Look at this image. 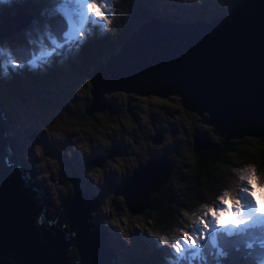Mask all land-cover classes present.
<instances>
[{
  "label": "water",
  "instance_id": "obj_1",
  "mask_svg": "<svg viewBox=\"0 0 264 264\" xmlns=\"http://www.w3.org/2000/svg\"><path fill=\"white\" fill-rule=\"evenodd\" d=\"M90 81L87 115L105 108L114 112L102 96L113 90L176 93L183 107L225 135L222 143L241 134H264V0H235L227 11L206 19L147 17L129 31L118 51L94 67ZM191 135L196 150L212 144L198 126ZM164 157L122 177L121 186L129 188L121 194L124 204L130 207L131 195L138 198L137 211L127 208L131 213L141 211L166 179L172 163ZM34 185L14 158L0 113V264H110L106 235L94 232L89 220L95 196H71L48 214L44 195Z\"/></svg>",
  "mask_w": 264,
  "mask_h": 264
},
{
  "label": "trees",
  "instance_id": "obj_2",
  "mask_svg": "<svg viewBox=\"0 0 264 264\" xmlns=\"http://www.w3.org/2000/svg\"><path fill=\"white\" fill-rule=\"evenodd\" d=\"M32 1L33 0H9L7 4H0V20L5 16L8 21V16H11L16 10L21 8L30 9V11L32 10L35 12L36 7ZM91 1V3L96 5L95 8H91V15L95 16V12L100 11L103 12L106 17V20L101 21V23L107 27L106 32L105 34H98L94 29H87L88 31H86L85 34L83 50L80 51V56L77 57V60L73 61L71 53H67L58 61V66L60 68L69 65V67L71 66L73 68V71L68 72L69 69H66L64 74L61 75V80L64 84L63 87L57 80V87H51V85H48L47 88L50 90L49 93L53 95V97L58 94H65L67 97H70V99L67 100V98L63 96V100L68 101L67 106L64 107L62 111L59 110L53 112V116L50 118V121H48L47 130L62 133V130H67V127H71L74 132L72 131L68 133L69 137H75L80 136V132L83 130L88 132L97 129H88L85 127V120L88 118H94L99 124L100 122H103L101 123L102 125L100 124L102 127H109V121L113 127H117L115 129L116 132L119 134L124 132L121 136L125 143L120 144L119 148L122 152L121 157H124L123 159L127 158V160L125 161L122 159L121 165L130 168L132 166L128 164L129 159L126 155L132 158L134 165L137 164L138 160L143 161L150 157L148 149L144 146L147 145V142L143 139L139 142V145L143 147L142 150L139 145H131L133 142L131 137L135 138L138 133L137 126L139 123L137 124L138 117L136 115L141 111H144V106L147 104L148 107H151V105L156 106L157 103L163 102L164 105L168 103L175 109L176 115L180 117L182 122L186 123L191 132L194 127L200 126V130L205 131L212 142L209 147L196 150L193 148L192 135L190 132L191 144L189 142L186 149L187 157H189L188 153H191L190 159L183 163H178V166L171 168L168 171L166 181L163 184L159 183L158 187L150 193L148 202L141 211L131 213L126 209L123 196L118 194L119 198L117 199L116 194H114L115 199H117L120 205H122V209H124L123 212H127L125 214L128 217H137L141 224L145 223V225L150 226L153 233L156 232L161 238H167L169 240L178 233L185 231L189 224V219L196 216L202 209L210 207L216 197H220L227 192L230 197L236 198L237 188L235 189L236 186L233 181L239 176L249 174L253 177L257 186H264V134H241L240 136L229 137L224 143H222L225 135L216 134L211 130V125L200 121L202 115L183 107L179 100V96L176 93H170L166 96H158L154 94L139 95L121 89L113 90L108 93H103L102 96L105 100L110 101L114 105V112H107V109L105 108V110L102 111H92L89 116L87 115L84 106L90 102L92 97V94L89 91L91 88V81L87 77L92 72L94 65L104 59V57L112 51L119 48V42L125 38L126 34L134 29L138 25V22L145 19L148 15L159 16L160 18L167 20H175L177 16L176 14L173 16V12H169L167 7L158 10L159 8L153 5L156 4V0H142L144 2L141 0H135V11L132 10L134 0H104L108 2L107 7L101 6L102 0ZM217 1L215 9L218 5L219 13L224 11L223 7L225 6L223 5L221 7L219 3L231 5L234 2V0ZM166 6L169 5L166 4ZM195 7H197L196 4L192 8H185L186 10L178 8V10L187 17L185 19H188L191 18L193 14L197 13ZM111 9H114L116 14L115 12L113 13ZM95 18L99 19V17L96 16ZM51 19L52 18H49L47 21L38 22L36 24V29L41 32L43 26L48 24ZM34 23L35 22L27 21L22 24L15 23V27L20 28L22 26H32ZM56 25L57 21L52 20V26L56 27ZM21 37L33 39L31 41L36 40L37 44H40L39 46H35L37 49H40L44 42V38L41 39L40 36L36 37L28 34L24 36L22 35ZM5 39L8 41V39L14 40L15 38L13 37V34H8L3 38H0V45H3L2 41ZM102 53L104 55H101ZM75 62H77V65L73 64ZM21 70L23 71V69ZM69 73L75 75L73 81L74 84L78 86L77 88L80 93L75 101L71 99V95L73 96L76 90L71 88L73 83L69 85L67 82L69 79ZM33 85L34 91L40 87L38 83H33ZM31 90L32 88L28 87L25 82L22 84L13 83L8 86L1 85L0 98L3 97V99L5 98V101H7L10 97H22L23 95H27L26 93ZM40 95L41 94L38 93L36 96ZM41 100L32 106L34 112L32 115L35 116L34 118H37L40 114L38 106L45 107V109H40L42 111L43 109L49 110L51 108L46 106L48 101L46 97H43ZM58 102L60 101H55V103ZM129 105L135 107V109L129 111ZM35 107L36 109H34ZM55 107L58 106L55 105ZM137 107L138 110L136 109ZM46 114L49 115V111H47ZM204 114H206V112H204ZM42 115H45L44 111ZM45 120H48V118ZM104 122L107 123L106 126L104 125ZM146 122H148V118H145L141 123ZM180 127L182 129L184 128L183 125H180ZM67 131L69 132V130ZM127 133H129V137L126 135ZM62 143L67 144V141ZM112 145L113 144H110L111 147ZM134 152L137 155H135ZM155 157H160V154ZM64 161L65 163H68L67 159H64ZM71 171L74 172V174H77L76 170L73 168H70L67 171V174H70ZM118 171L119 173H122L125 171V168H119ZM110 185H113L112 182H109V186ZM109 194L111 195L113 193L110 191L107 195ZM100 198L101 197L98 198L95 205V209L98 213L101 204ZM110 209H112V207ZM91 213L90 216L92 218ZM119 213L122 214V211ZM91 222L93 223L94 219L93 221L91 219ZM128 255L129 254H127L122 261H124ZM233 255L236 257V264H251L252 260L256 257H264V245H257V247L252 250L251 254L245 256L243 260L240 259V254L234 253ZM122 261H120L121 264H123ZM158 261L159 263H162L161 257H159ZM196 264H200V262Z\"/></svg>",
  "mask_w": 264,
  "mask_h": 264
},
{
  "label": "rangeland",
  "instance_id": "obj_3",
  "mask_svg": "<svg viewBox=\"0 0 264 264\" xmlns=\"http://www.w3.org/2000/svg\"><path fill=\"white\" fill-rule=\"evenodd\" d=\"M156 1V4L153 5L157 6L159 8L158 10L167 7L168 10L171 9L173 11V16H175V14L177 15L176 19L173 21H183L185 20V18H187L180 10H178V8L189 9L190 7H194L195 4L197 5V7H195L197 13L193 14L192 18L206 19V17H209V15L212 14L213 10L215 9H213L212 7L213 3L218 2L217 0ZM104 2L108 4L107 1ZM166 4H168L169 6H166ZM219 5L221 7L225 5L223 7L224 11H227L230 6L226 3H219ZM135 6L136 2L134 0V4L132 5L133 11L136 10ZM175 9H177L179 12ZM111 10L116 14V11L114 9ZM13 17L20 21L34 22L33 20L37 17V15L32 10L30 11V9H20V11L16 10V12L13 13ZM36 28L37 27L34 26H22L14 32L15 35H19L16 36L14 42H11L9 39L8 41H6L5 39L4 41H2V43L7 48L11 49L14 53L23 55L26 48L31 51L33 46H39L40 44L38 45L36 40L31 41L33 40L31 38L23 39L21 35L24 36L30 34L31 36L36 37L42 36V38H44L45 40L46 36L41 34V32ZM8 34H10V32L6 30L4 26H1L0 38H3ZM72 49H69L68 46L65 45L63 48L59 49L56 54L53 55L50 63L37 68L23 67L21 68L23 69V71L21 69L17 71H10L7 76H3V80L0 83V86H8L13 83L22 84L23 82H25L28 87L32 88L31 91L26 93L27 95H23L22 97H10L7 101H4L6 99H3L1 95L2 98L0 101H2L3 105L5 106L6 116L9 118V128L6 129L8 136H10V144L14 147L16 154H18L24 160L22 162V167L28 181L32 183V178L36 176V180H40V185L42 187H47V189H44L43 194L48 205L45 209L46 213L52 214L53 211L51 210L55 206H59L61 201L58 196L61 194L67 196L68 194H73L74 192V195L86 193L91 195L92 197L94 195L96 199L101 197V204L98 209L99 213L94 208L95 205L91 209L92 221L94 219V222L91 224V229H93L94 232L102 230L105 233L108 253L110 255V251L111 253L115 252L116 264H121L120 261H122L127 254L129 255L124 261H122L123 264H169L172 259V256L170 255L171 249L168 245L162 243L160 235H158V233L156 232L153 233L150 226L145 225V223L141 224L138 221L137 217H128L125 214L127 212H123L124 209H122V205H120L119 201L114 197V194H124V191L129 192L128 186L125 185L124 188V185L121 186L123 178L125 176H128L127 174H132L134 168L147 162L138 160L137 164L134 165L132 158L126 155V157H128L129 159L128 164L132 167L128 168V166L121 165V160L124 157H121L118 152L120 151V144L125 143L121 136V134H123L124 132H122L121 134L116 132L115 129L117 127H113V125H111V122L109 121V127L106 126L107 123L105 122L104 125L106 127H102L101 123L103 122H100V125L95 121L94 118L86 119L84 125L88 129H97L95 131L88 132L83 130L80 132V136L69 137L68 133L73 131L71 127H67V130H69V132L67 130H62V133L47 130V124L48 121H50V118L53 116V112H57L59 110L62 111L63 108L67 106L68 101L63 100V96H65L67 100L70 99V97H67L65 94H58L57 96L53 97V95L49 93L50 90L47 88V86L53 85L57 87V80L62 87L64 86L61 80V75L64 74L66 69H69L68 72H72L73 68L71 66L69 67V65H65V67L60 68L58 66V61L67 53H71ZM48 51H51V49L49 48ZM81 74L83 75L82 72ZM74 76V74L69 73V79L67 82L69 85L73 83L71 88L76 90L73 96L70 94L71 99L75 101L79 97L80 93L77 88L78 86L74 84ZM32 81L33 83H38L40 85L39 89L34 91V85ZM36 93H40L41 95L36 96ZM43 97H46L48 99L46 106L51 108L49 110H44L45 107L38 106L40 112L38 116L40 117L36 120V118H34L35 116L32 115L34 114L32 106L35 105ZM55 101L60 102L55 103ZM55 105L58 107H55ZM147 105L144 106V111H141L140 113L138 112L139 114L137 113L138 115H136L138 117L137 124L139 123V125L137 126L138 133L136 134L135 138L131 137L133 140L131 145H135V140H139L140 142L143 139L145 141L144 138L147 134L146 139L150 140L151 143H154V148H150L149 150L152 151L157 148V150H160L159 153L164 150L165 157L163 159L166 160V148L172 150V156L175 155L174 146H172L173 139L170 134L169 125H175L176 123L182 125V122L179 119L178 115L176 116V113L174 115L166 114V108H169L170 106L161 108L160 115L158 113H155L156 111L154 109H151ZM129 106V111L135 109V107L131 105ZM19 107H22L21 112L19 113L17 111V114L15 116L14 111L18 110ZM41 108H44V116L42 115L43 111L40 110ZM34 109H36V107ZM136 109L138 110V107ZM47 111H49V115L46 114ZM157 114L160 116H157ZM89 115L90 113L88 114V116ZM47 118L48 120H45ZM145 118H148V122L141 123ZM160 118L161 122L158 121ZM153 123H155L156 127H154ZM166 127L169 131L164 133ZM126 135L128 137L130 136L129 133H127ZM65 141H67V144L62 143ZM110 144H113L112 147L110 146ZM176 145L179 147L180 152L179 158L176 160V163H183L184 161L189 160V157L184 156V149L180 142L177 140ZM64 159H67L68 163H65ZM92 159L99 165V167L88 164L89 160ZM155 159L156 158H153L151 160ZM123 160L126 161L127 158ZM28 163L30 164V166H28ZM167 163L170 162L166 160V164ZM70 168L76 170L77 176L71 174L74 173L72 171L70 172V174H67V171ZM119 168H125V171L119 173ZM241 176L234 179L233 181L234 185L236 186L235 189H238L241 186ZM165 181L166 179L161 181L160 184H163ZM70 182L73 186L70 184ZM109 182H112L113 185L109 186ZM244 182L246 183L247 180H245ZM69 185L72 187L71 189L68 188ZM80 188H82V191H79ZM113 189L115 190V193L113 192ZM110 191L113 193L112 196L107 195V193ZM262 193H264V189L262 190ZM259 194L260 193L258 191L253 192L251 195L253 198H258L260 207L264 208V202L261 201V197L264 196V194ZM224 199L227 201L228 207L231 208L235 199H230L229 195L227 197H224ZM110 201H112V204H114L113 206H110ZM217 201L218 200L215 199L210 207L215 205ZM137 202V196L131 195L129 197L130 207L126 206V209L129 208L133 211L136 210L138 208ZM111 207L112 209H110ZM114 207L118 209L115 210ZM121 211L122 214L119 213ZM203 211H206V209H202L196 216H193L191 219H189V224L186 227V231H190V229L193 227L194 218H199L201 212ZM230 216L231 213L221 216V222H223L225 219L229 220ZM236 223L237 221L235 219V222H233L232 224L235 225ZM106 228H109L108 232L105 231ZM181 236L182 232L170 238L169 242L173 243L176 238H179ZM70 250H72V253H74L75 251L74 248H70ZM159 257H161L162 263H159ZM263 258L264 257H256L252 260L251 264H262L264 263V260L260 259ZM198 262L199 261L194 260L191 262V264H196Z\"/></svg>",
  "mask_w": 264,
  "mask_h": 264
},
{
  "label": "snow or ice",
  "instance_id": "obj_4",
  "mask_svg": "<svg viewBox=\"0 0 264 264\" xmlns=\"http://www.w3.org/2000/svg\"><path fill=\"white\" fill-rule=\"evenodd\" d=\"M9 0H0V4H7ZM81 0H51V20L41 29L47 33L40 49L32 47L25 49V55L14 53L4 45H0V75L7 76L10 71H17L23 67L37 68L51 62L52 57L65 45L69 49L78 48L86 34L85 22L93 25H104L106 20L103 12L96 11L95 19L86 15L87 8H95L94 3L82 0L83 7H77ZM102 7L107 4L102 0ZM52 20L57 21L56 27ZM51 49L48 51L47 49ZM241 186L237 189V198L231 208L224 197L225 192L215 205L207 207L199 218H194L190 231H183L182 236L170 243L167 238H161L162 243L168 245L172 256L169 264H236L234 253L240 254V259L250 255L257 245H264V212H258L259 205L251 195V177L241 176ZM247 180L245 183L244 181ZM264 202V196L261 197ZM231 213L237 223L230 220L221 222L220 217Z\"/></svg>",
  "mask_w": 264,
  "mask_h": 264
},
{
  "label": "flooded vegetation",
  "instance_id": "obj_5",
  "mask_svg": "<svg viewBox=\"0 0 264 264\" xmlns=\"http://www.w3.org/2000/svg\"><path fill=\"white\" fill-rule=\"evenodd\" d=\"M218 14H220L219 13V11H218V5H217V8L216 9H214L213 10V12H212V14H210L209 16H215V15H218ZM172 99H174V98H172ZM170 106V107H169ZM164 107H169V108H166V114L167 115H174L175 114V109L170 105V104H166V105H164V103L163 102H161V103H157V105L156 106H152L151 105V109H154L155 111H156V113H158V114H160L161 115V108H164ZM157 114V116H160V115H158ZM155 116V115H154ZM177 116V115H176ZM179 119H180V117H179ZM181 120V119H180ZM158 121H160L161 122V118L158 120ZM182 122V121H181ZM154 124V127H156V125H155V123H153ZM182 125H183V129L180 127V125H179V123H176L175 125H169V130H170V134H171V137H172V139H173V143H172V146H174V151H175V155L174 156H172V150H170V149H168V148H166V160L168 159L171 163H172V167L171 168H174V167H176V166H178L177 165V163H176V160L179 158V147L176 145V140L177 141H179L180 142V144L182 145V147H183V149H184V156H186L187 157V151H186V149H187V147H188V144H189V142H190V132H191V130L187 127V125H186V123H184V122H182ZM168 130V128L166 127V129L164 130V133L165 132H168L169 131ZM212 132V131H211ZM213 133V132H212ZM216 133V132H215ZM147 135V134H146ZM146 135H145V142H147V145H144L145 146V148L146 149H148V151H149V153H150V157H148V158H146V159H144L143 161L145 162V161H148V160H151V159H153V158H157V157H155V156H157V155H161L162 153H164L165 154V151L164 150H162L161 151V153H159L160 152V150H157V148L156 149H154V150H149L150 148H154V143H151V141L150 140H147L146 139ZM135 144L136 145H139V141L138 140H135ZM190 144H191V142H190ZM139 147H140V149L142 150L143 149V147L141 146V145H139ZM121 151H119L118 152V154L119 155H121ZM135 153V152H134ZM159 153V154H158ZM135 155H137L136 153H135ZM188 155H189V158H190V155H191V153L189 152L188 153ZM89 161H91V160H89ZM96 163V162H95ZM89 164H91V165H95V167H99V165H97V164H93V163H89ZM167 178V177H166ZM73 186V185H72ZM44 189H47V187H43ZM68 188L69 189H71L72 187L69 185L68 186ZM79 191H82V188H80L79 189ZM76 192H78V191H76ZM110 195V194H109ZM71 196H74V192H73V194H68L67 196H64L63 194H61V195H59L58 197L60 198V201H61V203L64 201V200H66V199H68L69 197H71ZM110 196H112V194L110 195ZM47 197V196H46ZM116 197H117V199L119 198V195L118 194H116Z\"/></svg>",
  "mask_w": 264,
  "mask_h": 264
},
{
  "label": "clouds",
  "instance_id": "obj_6",
  "mask_svg": "<svg viewBox=\"0 0 264 264\" xmlns=\"http://www.w3.org/2000/svg\"><path fill=\"white\" fill-rule=\"evenodd\" d=\"M23 1V0H22ZM25 1V0H24ZM81 2H82V0H81ZM88 2L89 3H91L92 1L91 0H88ZM32 3H34V5H35V7H36V9H35V13H36V15H37V17L33 20L35 23H34V25H32V26H34V27H36V24L38 23V22H44V21H47L49 18H51V15H50V6H51V0H33L32 1ZM78 5L80 6V3H78ZM32 7V6H31ZM215 8V5H214V7H213V9ZM21 9H23V8H21ZM25 9V8H24ZM163 9V8H162ZM161 9V10H162ZM17 11H20V9H18ZM87 11H90V8H88V10ZM90 16H92L91 15V13H90ZM157 17V18H160L159 16H153V15H148L147 17ZM161 16V15H160ZM92 17H94L95 18V16H92ZM147 17H145V18H147ZM209 17H211V16H209ZM96 19V18H95ZM160 19H163V18H160ZM143 20V19H142ZM164 20H167V19H164ZM9 21V22H8ZM8 21L6 20V18H5V16H3V18L0 20V27L1 26H4L5 28H6V30H8L9 32H10V34H13V37L16 39V36H19V35H15L14 34V32L15 31H17L19 28H17V27H15V23L17 24V23H24L25 21H20V20H17L16 18H14L13 17V14L11 15V16H8ZM141 21V20H140ZM139 21V22H140ZM139 22H138V24H139ZM84 27H85V29L87 30V29H94L96 32H98V34H105V32H106V26L104 25L103 27H101V26H99V25H93V24H90V23H88V22H85V24H84ZM44 35V34H43ZM22 36V35H21ZM15 39L14 40H11V39H9L11 42H14L15 41ZM23 39H25V38H23ZM82 40H83V42L79 45V47L78 48H73L72 49V52H71V58L73 59V61L74 60H77V57H79L80 56V51L81 50H83V45H84V43H85V35L82 37ZM119 44H120V42H119ZM81 49V50H80ZM120 49V45H119V48H117L116 50H114V51H112L110 54H113V53H115L116 51H118ZM24 54H26V53H24ZM23 54V55H24ZM103 54V53H102ZM101 54V55H102ZM110 54H108V55H110ZM93 56H96V55H93ZM100 63H102V61H99L96 65H98V64H100ZM74 65H77V62H75V63H73ZM96 65H94V67L96 66ZM79 67H80V65H79ZM81 68V67H80ZM82 69V68H81ZM94 69V68H93ZM93 71V70H92ZM91 74V73H90ZM86 76V75H85ZM90 76V75H89ZM89 78V77H88ZM90 79V78H89ZM2 80H3V76L2 75H0V83L2 82ZM53 85H51V87H52ZM0 100H1V98H0ZM5 101V100H4ZM0 106H1V111L4 113V115H5V120L7 119V116H6V108H5V106L3 105V103L1 102L0 103ZM21 109H22V107H19L18 108V110H15L14 111V113H15V116H16V114H17V111L20 113L21 112ZM27 113V112H26ZM12 117V116H11ZM40 116H38L37 118H36V120L39 118ZM14 118V117H13ZM4 120V121H5ZM10 137V136H9ZM22 158V157H21ZM24 160L22 159L21 160V163L23 162ZM28 166H30V164L28 163ZM29 169V168H28ZM26 176V175H25ZM36 176H34L32 179H36L35 178Z\"/></svg>",
  "mask_w": 264,
  "mask_h": 264
},
{
  "label": "bare ground",
  "instance_id": "obj_7",
  "mask_svg": "<svg viewBox=\"0 0 264 264\" xmlns=\"http://www.w3.org/2000/svg\"><path fill=\"white\" fill-rule=\"evenodd\" d=\"M191 2V1H190ZM191 8V7H190ZM170 16V15H169ZM181 19H183V18H181ZM4 123H5V127L8 129L9 128V118L7 117V119L4 121ZM11 143V142H10ZM106 226V225H105ZM109 229V228H108ZM108 229L106 228L105 229V231H107L108 232ZM101 231V230H100ZM66 253H67V251H66Z\"/></svg>",
  "mask_w": 264,
  "mask_h": 264
}]
</instances>
